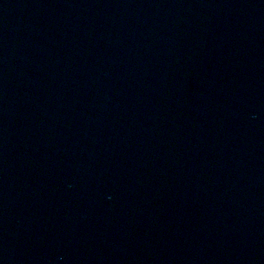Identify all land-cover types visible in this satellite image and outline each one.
I'll return each instance as SVG.
<instances>
[{
  "label": "water",
  "instance_id": "95a60500",
  "mask_svg": "<svg viewBox=\"0 0 264 264\" xmlns=\"http://www.w3.org/2000/svg\"><path fill=\"white\" fill-rule=\"evenodd\" d=\"M0 264H264V0H0Z\"/></svg>",
  "mask_w": 264,
  "mask_h": 264
}]
</instances>
